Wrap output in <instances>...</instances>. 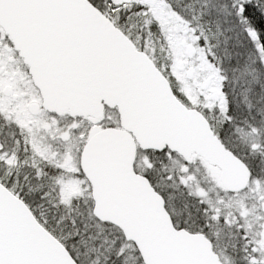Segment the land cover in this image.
Here are the masks:
<instances>
[{
	"label": "snow or ice",
	"instance_id": "snow-or-ice-1",
	"mask_svg": "<svg viewBox=\"0 0 264 264\" xmlns=\"http://www.w3.org/2000/svg\"><path fill=\"white\" fill-rule=\"evenodd\" d=\"M0 264H264V0H0Z\"/></svg>",
	"mask_w": 264,
	"mask_h": 264
}]
</instances>
